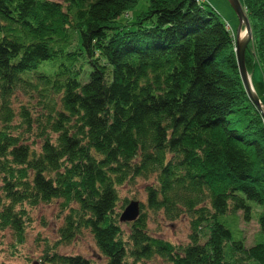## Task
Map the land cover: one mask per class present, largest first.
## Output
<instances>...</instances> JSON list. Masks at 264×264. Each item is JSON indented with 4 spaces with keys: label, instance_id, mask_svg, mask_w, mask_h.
<instances>
[{
    "label": "trees",
    "instance_id": "trees-1",
    "mask_svg": "<svg viewBox=\"0 0 264 264\" xmlns=\"http://www.w3.org/2000/svg\"><path fill=\"white\" fill-rule=\"evenodd\" d=\"M240 1L245 65L264 75V0ZM138 2L0 0V230L24 241L20 206L56 200L58 243L87 231L97 257L47 245L40 264H264V241L220 219L255 217L264 234V116L235 40L206 0H148L121 22ZM139 179L144 201L123 202ZM184 214L187 241L148 224Z\"/></svg>",
    "mask_w": 264,
    "mask_h": 264
},
{
    "label": "rangeland",
    "instance_id": "rangeland-1",
    "mask_svg": "<svg viewBox=\"0 0 264 264\" xmlns=\"http://www.w3.org/2000/svg\"><path fill=\"white\" fill-rule=\"evenodd\" d=\"M206 1L226 22L235 40L237 32L241 34L245 29V24L242 22L241 30L238 31L240 19L230 0ZM147 6L148 0H139L135 6L120 16V21L125 22L126 20H133L136 14L145 10ZM257 70L259 69L257 68ZM249 73L251 80V70ZM262 93L261 91V94ZM258 97L261 103L264 104L261 96ZM259 112L261 113V111ZM145 184L143 180L139 179L135 183L130 182L119 186L118 191L121 200L124 202V198L129 200L137 196V199L139 198V200L141 199L144 201V197L140 192H143ZM250 204L253 206V214L255 216L260 206L253 202H250ZM20 207H23L22 212H26V216L23 220V230L26 238L24 241L20 242L18 239L16 240L14 238V234L10 228L0 230V264H31L33 259L41 258V253L47 245L52 248L54 246V249L61 252L82 253L97 257L98 249L96 248L92 236L87 231H84L82 236L79 235L69 244L64 245L63 243H58L59 227L63 223V215L65 213V211L62 213L59 212L58 201L53 200L49 203L39 202L36 205L24 203ZM119 207H121V204H119ZM190 218L188 214H184L174 221H169L161 215H154L151 216L148 224L152 230L161 232L164 237L173 242L187 241L188 235L191 232ZM220 219L231 229L234 237H245L246 244L264 241V234L259 231L255 217H251L250 220L245 221L238 212H227L221 215ZM204 237L205 235L203 234L202 238L204 239ZM144 263L149 264L146 262H141L140 264Z\"/></svg>",
    "mask_w": 264,
    "mask_h": 264
},
{
    "label": "water",
    "instance_id": "water-1",
    "mask_svg": "<svg viewBox=\"0 0 264 264\" xmlns=\"http://www.w3.org/2000/svg\"><path fill=\"white\" fill-rule=\"evenodd\" d=\"M230 2L232 3L240 19L238 31L241 30L242 22H244L245 30H246L245 35H242L240 34V32H237L235 39V53H236L237 64L241 75V79L249 97L256 104L257 109L261 111L262 115L264 116V104L261 103L257 93L255 92L252 86L248 74V70L245 65V50L252 37L250 21L240 0H230ZM138 213H139V202L137 200H130L128 204L124 207L120 219L132 220L137 216ZM32 264H40V263L38 262V260H35L32 262Z\"/></svg>",
    "mask_w": 264,
    "mask_h": 264
},
{
    "label": "crops",
    "instance_id": "crops-1",
    "mask_svg": "<svg viewBox=\"0 0 264 264\" xmlns=\"http://www.w3.org/2000/svg\"><path fill=\"white\" fill-rule=\"evenodd\" d=\"M251 72H252V79H251L252 86L255 92L258 94V96H261L262 101L264 102V75L261 70H257L255 68ZM248 74L250 76L249 71ZM261 91L263 92L262 94Z\"/></svg>",
    "mask_w": 264,
    "mask_h": 264
},
{
    "label": "bare ground",
    "instance_id": "bare-ground-1",
    "mask_svg": "<svg viewBox=\"0 0 264 264\" xmlns=\"http://www.w3.org/2000/svg\"><path fill=\"white\" fill-rule=\"evenodd\" d=\"M204 2V1H203ZM242 35H245L246 34V30L244 29L242 32H241Z\"/></svg>",
    "mask_w": 264,
    "mask_h": 264
}]
</instances>
